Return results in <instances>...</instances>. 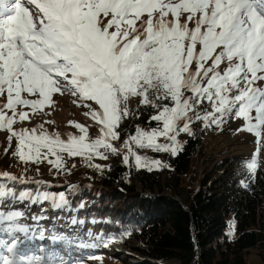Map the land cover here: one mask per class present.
<instances>
[{
	"label": "snow or ice",
	"instance_id": "snow-or-ice-1",
	"mask_svg": "<svg viewBox=\"0 0 264 264\" xmlns=\"http://www.w3.org/2000/svg\"><path fill=\"white\" fill-rule=\"evenodd\" d=\"M261 81L264 0H0V97L5 98L0 102V130L9 133V145L15 137L13 156L23 163L47 160L60 171L64 160L58 153L85 161L107 159L109 152L123 154L111 141L119 139L117 129L131 114L132 98L154 109L150 120L157 126L147 131L137 127L124 140L125 164L134 156L137 168L159 166V161L145 164L133 145L175 155L176 136L192 135L190 112L204 127H219L227 117L242 118L245 126L239 130L254 134L259 145L264 130V87L257 86ZM55 93L76 97V106L89 109L83 115L98 126L95 139L88 137L90 126L74 122L70 124L81 135L68 134L66 140L40 130L42 125L13 128L30 119L23 109L42 112L54 103ZM205 100L212 111L201 116L195 109ZM158 137L171 145L157 143ZM244 166L255 174V154ZM0 181L17 177L3 172ZM8 198L16 199L0 182V204ZM19 199L50 200L57 209L67 204L63 193L57 198L21 192ZM21 216L0 212V233L11 237V243L0 239L6 253L0 254V264H70L55 253L46 258L22 254L24 241L14 234L29 229L17 222Z\"/></svg>",
	"mask_w": 264,
	"mask_h": 264
},
{
	"label": "trees",
	"instance_id": "trees-1",
	"mask_svg": "<svg viewBox=\"0 0 264 264\" xmlns=\"http://www.w3.org/2000/svg\"><path fill=\"white\" fill-rule=\"evenodd\" d=\"M153 114L154 109L138 104L134 116L121 124L123 136L133 135L137 127L146 131L156 127L157 122L150 120ZM195 122V130L177 153L165 156V169L131 168L121 154L109 153L107 167L92 172L90 180L54 177L50 183H37L43 178L38 174L0 181L16 197L0 207L27 208L30 200H20L21 192L33 197L46 192L57 198L63 193L67 204L62 210L79 218L84 204L96 206L98 220L117 228L115 239L124 242L130 236L138 241V252L150 259L145 264H248L251 251L264 264V166L257 164L252 175L244 166L246 159L229 154L211 163L212 170L193 166L206 128L202 121ZM85 179L89 184L83 187Z\"/></svg>",
	"mask_w": 264,
	"mask_h": 264
},
{
	"label": "rangeland",
	"instance_id": "rangeland-1",
	"mask_svg": "<svg viewBox=\"0 0 264 264\" xmlns=\"http://www.w3.org/2000/svg\"><path fill=\"white\" fill-rule=\"evenodd\" d=\"M257 86L264 87V81L258 82ZM26 95V94H25ZM190 95V93H186ZM29 99H35V97H28ZM4 97H0V102L4 101ZM76 97L65 94L61 95L55 93L52 96L54 103L44 107L42 112L32 114L30 109H23L30 113V119L24 122H17L13 125L16 131L22 129H33L42 125L40 130H46L49 134H57L62 140L67 139V135L79 136L81 133L77 128L70 124V122L80 123L82 125H88V137L89 139H95L99 134L98 126L94 121L87 118L83 114L88 112L89 109L83 106H76L73 103ZM92 103V102H89ZM139 104V98H132L128 103L130 115L123 119L121 124L130 119L135 114V109ZM19 110V109H18ZM201 116L205 112H211L212 109L208 101H202L195 109ZM11 115V113H9ZM193 119L189 124L191 132L196 128V119L193 113H189ZM218 115V114H217ZM255 116V112L251 113ZM202 124H204L203 120ZM255 123V121H252ZM117 129L119 132V139L112 140L113 147L120 150L123 154H127V149H122L121 145L124 140L129 136L124 137L122 133V125ZM180 126H183V121L180 122ZM245 126V121L242 118L227 117L224 122L217 127L215 124H210L204 129V142L202 152L195 158L193 166L197 165V168L202 164V167H206L212 170L211 163L215 160H220L223 156H240L247 161H251L255 154L257 164L264 166V130L261 131V139L247 131H240ZM136 133V132H135ZM135 133L133 135H135ZM9 133L4 130H0V173H3L2 168H6L3 165L8 164V168L4 171L9 174H14L17 178H27V176H43L40 179L41 183L52 182L55 177L57 179H63V181H71L80 176H84L89 179L92 172L102 171L110 161L109 152L107 159H98L93 157L91 161H85L83 157L69 158L66 153H58L63 156L64 169L57 171L52 167L47 160L42 161L39 164L31 162H20L18 157L13 156V152L16 150V139L12 138L11 144L8 141ZM187 133L181 132L176 136L178 150L183 145ZM157 143L169 144L171 141L165 137H158ZM136 155L143 158L145 164H150L152 161H159V166H153L151 169H165L167 168L165 156L170 155V151H153L151 148H136L132 146ZM7 149V151H5ZM177 150V151H178ZM46 152V149L42 150ZM102 151V149H101ZM177 153V152H176ZM123 154L122 160H123ZM172 155V154H171ZM49 159H55L53 156H49ZM206 159V160H205ZM89 164L99 165L100 169L90 167ZM131 168H137L135 163V157L129 156V162L126 164ZM144 167V166H142ZM148 168L149 167H145ZM7 169H9L7 171ZM39 174V175H38ZM73 178V179H72ZM88 179L83 180L81 183L87 186ZM63 183V182H62ZM37 184V183H36ZM54 188V186H52ZM39 191H36V193ZM53 193V192H52ZM29 200V199H25ZM33 202L30 200L26 205L15 206V210L22 213V216L18 219V223L28 228L27 234L15 233L14 235L20 240H30L27 247L20 245V251L25 256H36L46 258L48 254L55 253L57 256L62 257L64 260L69 261L70 264H145L150 262L144 258L138 252V241L133 238L126 237L123 240L118 241L115 239L119 237L117 228L103 224L98 220V208L88 206L84 204L83 211L78 209L80 219L77 217H71L68 214L71 211L62 210V208H53L52 202L50 205L49 200L44 202ZM19 207V208H17ZM7 208L0 207V212L5 211ZM70 210V209H69ZM10 211V210H6ZM72 213V212H71ZM68 214V218H67ZM49 215V216H47ZM106 216L105 218H107ZM76 221V223H73ZM123 236V235H122ZM53 237H60L61 239H53ZM0 239L6 240L11 243V237L0 233ZM0 254L4 253L3 248H0ZM66 258H65V257ZM248 264H261L254 251H251L247 255Z\"/></svg>",
	"mask_w": 264,
	"mask_h": 264
},
{
	"label": "bare ground",
	"instance_id": "bare-ground-1",
	"mask_svg": "<svg viewBox=\"0 0 264 264\" xmlns=\"http://www.w3.org/2000/svg\"><path fill=\"white\" fill-rule=\"evenodd\" d=\"M23 241H24L25 244L31 243L30 240H24V239H23ZM64 257H65V256H64ZM65 258H66V257H65Z\"/></svg>",
	"mask_w": 264,
	"mask_h": 264
},
{
	"label": "water",
	"instance_id": "water-1",
	"mask_svg": "<svg viewBox=\"0 0 264 264\" xmlns=\"http://www.w3.org/2000/svg\"><path fill=\"white\" fill-rule=\"evenodd\" d=\"M38 182H42L41 180H37ZM137 193L139 194L140 193V191H137Z\"/></svg>",
	"mask_w": 264,
	"mask_h": 264
}]
</instances>
